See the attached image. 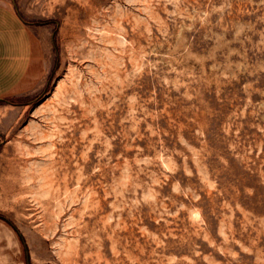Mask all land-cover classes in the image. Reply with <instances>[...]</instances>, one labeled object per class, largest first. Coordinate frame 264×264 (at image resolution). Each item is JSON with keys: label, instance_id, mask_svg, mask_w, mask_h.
<instances>
[{"label": "rangeland", "instance_id": "obj_1", "mask_svg": "<svg viewBox=\"0 0 264 264\" xmlns=\"http://www.w3.org/2000/svg\"><path fill=\"white\" fill-rule=\"evenodd\" d=\"M0 1V264H264V0Z\"/></svg>", "mask_w": 264, "mask_h": 264}, {"label": "crops", "instance_id": "obj_2", "mask_svg": "<svg viewBox=\"0 0 264 264\" xmlns=\"http://www.w3.org/2000/svg\"><path fill=\"white\" fill-rule=\"evenodd\" d=\"M35 38L18 9L0 1V100L17 94L33 68Z\"/></svg>", "mask_w": 264, "mask_h": 264}]
</instances>
